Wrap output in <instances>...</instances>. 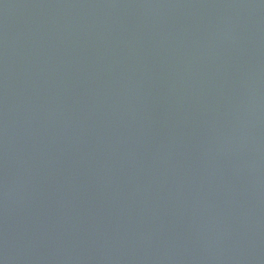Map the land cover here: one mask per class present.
Wrapping results in <instances>:
<instances>
[{"label": "water", "instance_id": "obj_1", "mask_svg": "<svg viewBox=\"0 0 264 264\" xmlns=\"http://www.w3.org/2000/svg\"><path fill=\"white\" fill-rule=\"evenodd\" d=\"M0 264H264V0H0Z\"/></svg>", "mask_w": 264, "mask_h": 264}]
</instances>
